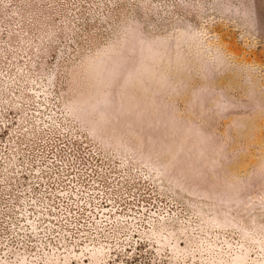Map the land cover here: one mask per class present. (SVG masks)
Masks as SVG:
<instances>
[{
	"label": "rangeland",
	"instance_id": "rangeland-1",
	"mask_svg": "<svg viewBox=\"0 0 264 264\" xmlns=\"http://www.w3.org/2000/svg\"><path fill=\"white\" fill-rule=\"evenodd\" d=\"M0 264H264V0H0Z\"/></svg>",
	"mask_w": 264,
	"mask_h": 264
}]
</instances>
